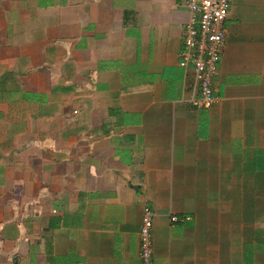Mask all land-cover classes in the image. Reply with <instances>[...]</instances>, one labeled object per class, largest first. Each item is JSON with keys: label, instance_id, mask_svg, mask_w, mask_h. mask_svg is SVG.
I'll use <instances>...</instances> for the list:
<instances>
[{"label": "crops", "instance_id": "0c3cea01", "mask_svg": "<svg viewBox=\"0 0 264 264\" xmlns=\"http://www.w3.org/2000/svg\"><path fill=\"white\" fill-rule=\"evenodd\" d=\"M187 2L0 0V264H142L144 207L153 264H264V0L208 109Z\"/></svg>", "mask_w": 264, "mask_h": 264}, {"label": "built area", "instance_id": "2783aa9c", "mask_svg": "<svg viewBox=\"0 0 264 264\" xmlns=\"http://www.w3.org/2000/svg\"><path fill=\"white\" fill-rule=\"evenodd\" d=\"M232 0H188L192 19L187 26L185 49L179 65L190 66L198 82L196 93L190 97L192 105L208 109L216 101L213 80L226 40L224 20ZM172 221L178 216L171 217ZM153 213L144 207L140 228V258L142 264H153Z\"/></svg>", "mask_w": 264, "mask_h": 264}, {"label": "trees", "instance_id": "16d2710c", "mask_svg": "<svg viewBox=\"0 0 264 264\" xmlns=\"http://www.w3.org/2000/svg\"><path fill=\"white\" fill-rule=\"evenodd\" d=\"M152 259H153V255H152Z\"/></svg>", "mask_w": 264, "mask_h": 264}]
</instances>
